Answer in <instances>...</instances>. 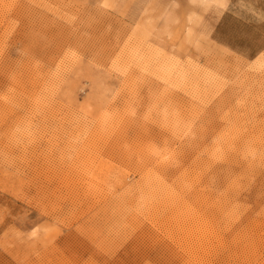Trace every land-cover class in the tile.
Instances as JSON below:
<instances>
[{
  "label": "rangeland",
  "instance_id": "1",
  "mask_svg": "<svg viewBox=\"0 0 264 264\" xmlns=\"http://www.w3.org/2000/svg\"><path fill=\"white\" fill-rule=\"evenodd\" d=\"M0 264H264V0H0Z\"/></svg>",
  "mask_w": 264,
  "mask_h": 264
},
{
  "label": "snow or ice",
  "instance_id": "2",
  "mask_svg": "<svg viewBox=\"0 0 264 264\" xmlns=\"http://www.w3.org/2000/svg\"><path fill=\"white\" fill-rule=\"evenodd\" d=\"M233 38L236 39V40H238V41H242L244 39V37L241 36V35H239V34L236 35V36H234Z\"/></svg>",
  "mask_w": 264,
  "mask_h": 264
}]
</instances>
